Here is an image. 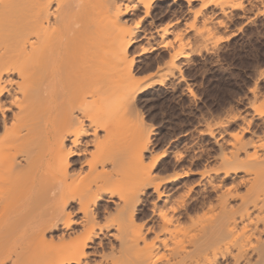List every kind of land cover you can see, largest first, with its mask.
Segmentation results:
<instances>
[{"label":"bare ground","instance_id":"obj_1","mask_svg":"<svg viewBox=\"0 0 264 264\" xmlns=\"http://www.w3.org/2000/svg\"><path fill=\"white\" fill-rule=\"evenodd\" d=\"M167 1L0 0V264H264V95L254 131L240 116L212 165L181 172L157 170L135 104L264 0H170L157 23Z\"/></svg>","mask_w":264,"mask_h":264},{"label":"rangeland","instance_id":"obj_2","mask_svg":"<svg viewBox=\"0 0 264 264\" xmlns=\"http://www.w3.org/2000/svg\"><path fill=\"white\" fill-rule=\"evenodd\" d=\"M168 2L170 0L153 9V14L157 15V23L173 20L172 16L162 19L173 10H178L177 6H167ZM251 8L254 9L250 7L251 11L246 10L249 16L246 13L244 15H247V18L233 16L234 18L229 17L231 20L233 18V21L226 19L230 26L225 25L226 31L218 29L211 40L206 41L207 45L201 44L202 48L200 45L199 49L196 44L192 45L188 60L178 61L179 70H175L173 76H166L168 79L165 78L162 83L149 84L135 99L137 117L142 116L147 127L151 128V144L148 151L153 153L152 156H157L163 149L165 151L164 156L157 162V170L161 173L171 170L181 172L182 168L196 170L204 165H212L211 158L226 146L225 140L229 132L238 130L242 115L249 118H246L250 121L248 131L251 133L256 129L259 120L257 114H254L255 103L249 90L255 86L254 89L257 87V91L264 95V74L263 77L260 76L262 74L259 75L264 71V13L259 12L256 7L258 12ZM130 16L132 15H128V18ZM137 17H130L129 26ZM148 20L150 19L147 18L143 23L144 27H148ZM154 39H158V36H153L150 42L153 43ZM164 52L153 51L146 55L145 60L136 62L134 75L144 79L146 75H156L153 76L156 78L160 73L151 72L155 73L156 66L164 60ZM146 60L150 61V64ZM146 79L145 82L151 81V78ZM10 112H6L7 117ZM231 115H234L233 120L227 124L226 132L221 134L217 125L220 120ZM208 131L213 136H210ZM250 133L246 132L247 136ZM148 151L147 154L150 155ZM178 152L179 157L176 156ZM196 180V175L183 179L188 185L195 184ZM194 184L193 188L197 191L199 186ZM161 199L155 198V194L149 189L141 207L142 213H147L152 203L160 205Z\"/></svg>","mask_w":264,"mask_h":264}]
</instances>
